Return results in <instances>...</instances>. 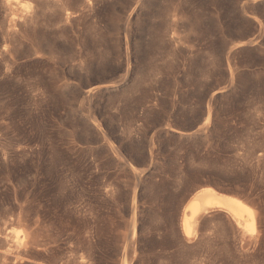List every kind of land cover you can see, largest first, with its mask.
<instances>
[{
  "label": "rangeland",
  "instance_id": "374dc122",
  "mask_svg": "<svg viewBox=\"0 0 264 264\" xmlns=\"http://www.w3.org/2000/svg\"><path fill=\"white\" fill-rule=\"evenodd\" d=\"M0 264H264V0H0Z\"/></svg>",
  "mask_w": 264,
  "mask_h": 264
},
{
  "label": "bare ground",
  "instance_id": "6f19581e",
  "mask_svg": "<svg viewBox=\"0 0 264 264\" xmlns=\"http://www.w3.org/2000/svg\"><path fill=\"white\" fill-rule=\"evenodd\" d=\"M225 208L241 216V210L252 207L237 196L224 194L212 187H203L188 202L183 214V230L187 235L193 234L197 217L207 211Z\"/></svg>",
  "mask_w": 264,
  "mask_h": 264
},
{
  "label": "water",
  "instance_id": "95a60500",
  "mask_svg": "<svg viewBox=\"0 0 264 264\" xmlns=\"http://www.w3.org/2000/svg\"><path fill=\"white\" fill-rule=\"evenodd\" d=\"M219 192H221V191H219ZM221 193H225V192H221ZM226 194H229V193H226Z\"/></svg>",
  "mask_w": 264,
  "mask_h": 264
}]
</instances>
